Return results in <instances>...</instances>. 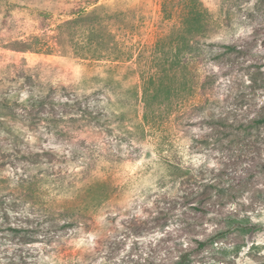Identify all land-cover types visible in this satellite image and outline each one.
<instances>
[{"label": "rangeland", "instance_id": "1", "mask_svg": "<svg viewBox=\"0 0 264 264\" xmlns=\"http://www.w3.org/2000/svg\"><path fill=\"white\" fill-rule=\"evenodd\" d=\"M186 45L198 57L173 84L208 78V102L164 107L138 159L127 143L117 152L116 131L65 125L61 141L5 118L0 264H264V123H252L264 115V0H0V96L65 86L99 108L116 105L98 73L122 66L141 95L145 78ZM87 133L105 156L89 172L70 156ZM114 154L124 159L112 167ZM83 203L89 212L78 218L59 205Z\"/></svg>", "mask_w": 264, "mask_h": 264}, {"label": "trees", "instance_id": "2", "mask_svg": "<svg viewBox=\"0 0 264 264\" xmlns=\"http://www.w3.org/2000/svg\"><path fill=\"white\" fill-rule=\"evenodd\" d=\"M85 5L87 4L80 5L77 8L72 7L69 9V13L78 16L85 10ZM192 18L198 25H201L199 16L193 15ZM185 42L189 43V39H185ZM188 47L190 46L186 45L183 47V50H179L176 53V62H171L169 66L163 67L161 72L152 71L145 78L140 84L141 95L138 93L137 87L139 86L137 84L122 81L127 77L126 69L124 72H121L122 66H108L105 69L106 75H108L107 78L100 77L98 73L94 79H97L98 83H101V87H104L102 89L103 92L114 94L116 105H113L114 103L111 101H106L105 105L99 108V103L92 101L90 96L85 92L82 95L77 94L76 88L61 86L59 88L49 87L45 89L38 87L29 91L30 93L27 97L21 99V101L7 94L0 96V124H3L2 122L5 121V118L17 119L24 122L32 131H35L38 126L42 127V129L45 128L46 134L52 137H59L61 141L69 138L64 137L68 133L65 125L68 128L82 131L89 128H100L105 130V132H112V134L116 131L117 133L114 136L119 141L117 143V152L122 153L121 146L127 143L133 152H130L132 157L138 159L142 154V148L149 134L150 127L164 121L165 118L162 115L164 107H166V114H170L173 106H176V110L183 107L187 111L189 109L193 110L196 107L198 108L204 101L208 102V78L204 77L200 82L194 81L193 78L190 82L185 80L182 82V86L173 84L179 73L181 76H186V71H188V74L192 72L189 65V62H191L190 58L198 57V51L186 49ZM56 90L62 91L65 95L55 99L53 95L56 94ZM182 92H185V94L181 95ZM187 94L189 96L187 100L191 95H198L202 97V100L198 103L185 104L181 100ZM140 103L143 104L141 106V116L139 115ZM108 106H110V112L107 113L106 109ZM181 114L182 111L180 114H175L172 121L177 122ZM167 120L168 118L165 121ZM252 123H264V115L255 119ZM87 134L89 135V142H85V138L76 140L71 148L70 156L72 160L80 162L81 166L86 164L84 167L89 172L96 164H100V161H103L105 156L100 150L91 147L93 144H90V142L95 141L94 134ZM132 140L134 141L132 142ZM44 155L47 156V152H44ZM33 156H35V161L40 164L38 156L41 155L35 154ZM111 159L114 162H111L113 167V165L122 162L124 158L120 154H114ZM60 163H66V159L63 156L62 158L60 156ZM80 171L83 172V168L80 167L78 173ZM53 179L56 180V178ZM91 187L92 185L87 190H90ZM59 205L62 209H67L71 212L72 215H68L71 218L73 216H75L73 218H78V216L89 212V207L86 203H83L81 207H78V204L76 210H72L65 204ZM66 222L64 224H67ZM49 224L51 228L61 226L56 221H52ZM6 228L17 232H27L25 236H32L29 233L30 231L32 232V228L22 229L21 227H11L10 225Z\"/></svg>", "mask_w": 264, "mask_h": 264}]
</instances>
